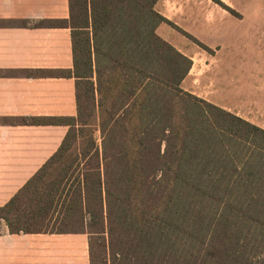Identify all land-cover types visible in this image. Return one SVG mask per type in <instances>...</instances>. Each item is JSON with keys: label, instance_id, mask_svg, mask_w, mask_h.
<instances>
[{"label": "trees", "instance_id": "16d2710c", "mask_svg": "<svg viewBox=\"0 0 264 264\" xmlns=\"http://www.w3.org/2000/svg\"><path fill=\"white\" fill-rule=\"evenodd\" d=\"M158 2L69 0V19L37 24L71 28L73 70L47 73L76 78L78 113L47 119L67 134L0 219L12 233L87 232L92 264L96 245L102 264H264V128L182 87L193 59L158 33L183 30ZM106 76L119 90L103 141L80 145Z\"/></svg>", "mask_w": 264, "mask_h": 264}, {"label": "crops", "instance_id": "0c3cea01", "mask_svg": "<svg viewBox=\"0 0 264 264\" xmlns=\"http://www.w3.org/2000/svg\"><path fill=\"white\" fill-rule=\"evenodd\" d=\"M176 1L180 4L177 17L189 11L194 14L198 0ZM69 17V0H0V206L62 144L69 126L47 119L77 116L76 78L47 73L73 70L71 28L37 25ZM0 264H92L90 235L12 233L0 219Z\"/></svg>", "mask_w": 264, "mask_h": 264}, {"label": "rangeland", "instance_id": "374dc122", "mask_svg": "<svg viewBox=\"0 0 264 264\" xmlns=\"http://www.w3.org/2000/svg\"><path fill=\"white\" fill-rule=\"evenodd\" d=\"M221 1L232 11L215 0H198L194 2V14L189 11L182 18L177 17L180 4L176 0H162L157 4L162 13L183 29L186 26L191 29L188 33L208 45L211 51L168 22L158 28V33L193 59L194 69L181 84L186 91L225 109L230 108L264 128V0ZM198 11H202V15ZM118 90L119 86L108 89L106 76L103 91L97 93V114L91 119L92 124L85 128L84 135L80 134L78 144L92 135L102 143L101 117L113 106ZM179 104L176 102L178 109ZM125 108L135 109L133 104ZM136 130L134 124L131 132ZM65 160L55 164L46 179H51ZM94 254L95 264H102L99 245L95 246ZM108 257L113 264L114 255L109 253ZM115 262L121 264L118 258Z\"/></svg>", "mask_w": 264, "mask_h": 264}]
</instances>
